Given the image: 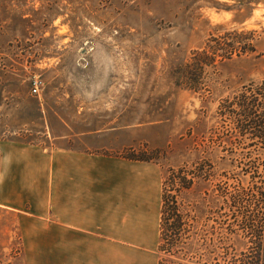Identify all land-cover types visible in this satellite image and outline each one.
I'll list each match as a JSON object with an SVG mask.
<instances>
[{
  "label": "rangeland",
  "instance_id": "1",
  "mask_svg": "<svg viewBox=\"0 0 264 264\" xmlns=\"http://www.w3.org/2000/svg\"><path fill=\"white\" fill-rule=\"evenodd\" d=\"M235 41L244 51L206 66L196 90L176 83L195 51ZM263 79L264 0H0V146L79 148L99 134L111 149L93 153L152 154L161 193L171 169L195 172L178 201L222 264L245 249L240 191L264 179V143L221 107ZM43 227L0 207V264H43Z\"/></svg>",
  "mask_w": 264,
  "mask_h": 264
},
{
  "label": "crops",
  "instance_id": "2",
  "mask_svg": "<svg viewBox=\"0 0 264 264\" xmlns=\"http://www.w3.org/2000/svg\"><path fill=\"white\" fill-rule=\"evenodd\" d=\"M79 138L50 151L1 144L0 207L43 217V264H157L160 167L91 152L111 149L99 134Z\"/></svg>",
  "mask_w": 264,
  "mask_h": 264
},
{
  "label": "trees",
  "instance_id": "3",
  "mask_svg": "<svg viewBox=\"0 0 264 264\" xmlns=\"http://www.w3.org/2000/svg\"><path fill=\"white\" fill-rule=\"evenodd\" d=\"M225 44L227 48L209 45L195 51L191 62L181 67V76H178L176 83L196 90L201 84L200 74L206 66L213 65L218 57L221 60L229 58L236 49H245L241 44L238 46L236 41ZM220 49L223 52H219ZM222 105L223 110L234 115L240 135L247 133L252 136L250 139L264 143V79L260 83L252 82L244 86L233 99L225 100ZM122 156L138 161H151L154 158L152 154L134 152L131 147ZM195 175V172L179 167L171 169L163 181L158 244L163 256L159 257L157 264H222L220 246L216 244L214 233L207 230L204 236L198 234V230L194 231L198 219L194 215L186 216L178 201V194L182 189L191 187ZM240 192L249 196L250 200L245 204V211L239 214V231L246 239L245 249L237 257L235 252V259H239V264H264V179L259 184L255 181L251 187L243 188ZM208 232L211 235L207 238Z\"/></svg>",
  "mask_w": 264,
  "mask_h": 264
},
{
  "label": "built area",
  "instance_id": "4",
  "mask_svg": "<svg viewBox=\"0 0 264 264\" xmlns=\"http://www.w3.org/2000/svg\"><path fill=\"white\" fill-rule=\"evenodd\" d=\"M41 80H34V83H33V87H32V92L35 93V94H39V89L41 87Z\"/></svg>",
  "mask_w": 264,
  "mask_h": 264
}]
</instances>
